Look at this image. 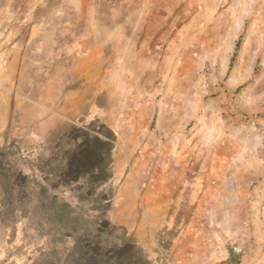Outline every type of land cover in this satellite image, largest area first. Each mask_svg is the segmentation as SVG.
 Listing matches in <instances>:
<instances>
[{
  "label": "rangeland",
  "instance_id": "obj_1",
  "mask_svg": "<svg viewBox=\"0 0 264 264\" xmlns=\"http://www.w3.org/2000/svg\"><path fill=\"white\" fill-rule=\"evenodd\" d=\"M0 264H264V0H0Z\"/></svg>",
  "mask_w": 264,
  "mask_h": 264
},
{
  "label": "trees",
  "instance_id": "obj_2",
  "mask_svg": "<svg viewBox=\"0 0 264 264\" xmlns=\"http://www.w3.org/2000/svg\"><path fill=\"white\" fill-rule=\"evenodd\" d=\"M35 167L39 171V173H41L45 177L53 173L54 169L53 163L50 159H46L45 161L40 162L39 165H36ZM51 189L53 190L55 188ZM49 191L47 187L41 186V188L39 189V192L37 193L39 208L41 211L43 210L47 218L55 219L56 221L54 222L62 223L64 222V219L70 218L71 215H73L74 210H71L70 204H68L66 201H62L57 194L52 193L51 196H48ZM27 195L29 197L30 193L28 192ZM71 219L74 218L71 217Z\"/></svg>",
  "mask_w": 264,
  "mask_h": 264
}]
</instances>
